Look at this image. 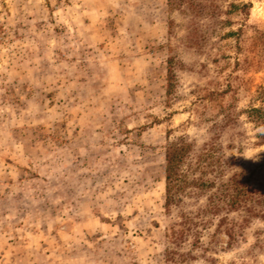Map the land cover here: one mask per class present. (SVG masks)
Returning a JSON list of instances; mask_svg holds the SVG:
<instances>
[{
  "label": "rangeland",
  "instance_id": "obj_1",
  "mask_svg": "<svg viewBox=\"0 0 264 264\" xmlns=\"http://www.w3.org/2000/svg\"><path fill=\"white\" fill-rule=\"evenodd\" d=\"M0 264H264V0H0Z\"/></svg>",
  "mask_w": 264,
  "mask_h": 264
},
{
  "label": "trees",
  "instance_id": "obj_2",
  "mask_svg": "<svg viewBox=\"0 0 264 264\" xmlns=\"http://www.w3.org/2000/svg\"><path fill=\"white\" fill-rule=\"evenodd\" d=\"M170 81V79H169ZM171 85V84H170ZM191 146L184 139L179 142L172 143L166 151V182H167V207L181 202L179 197L182 191V183L185 182V176L182 174V165L189 153ZM229 186V185H228ZM239 192V191H238ZM241 193H239L240 195ZM229 196V195H228ZM233 203L237 200V196L233 197Z\"/></svg>",
  "mask_w": 264,
  "mask_h": 264
}]
</instances>
